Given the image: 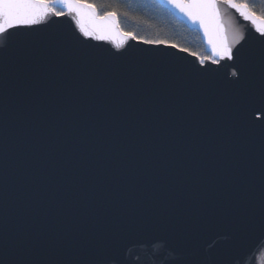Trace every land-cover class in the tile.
Listing matches in <instances>:
<instances>
[{
    "label": "water",
    "instance_id": "95a60500",
    "mask_svg": "<svg viewBox=\"0 0 264 264\" xmlns=\"http://www.w3.org/2000/svg\"><path fill=\"white\" fill-rule=\"evenodd\" d=\"M156 1L211 55L212 22L206 34ZM220 8L229 36H244L234 53L259 46L251 22ZM94 23L108 39L69 15L0 35V232L37 264L86 261L112 244L125 264H186L234 237L238 264H262L264 233L241 239L236 228L264 209V113L252 115L231 68L212 71L233 61L201 65Z\"/></svg>",
    "mask_w": 264,
    "mask_h": 264
},
{
    "label": "snow or ice",
    "instance_id": "6c2138e0",
    "mask_svg": "<svg viewBox=\"0 0 264 264\" xmlns=\"http://www.w3.org/2000/svg\"><path fill=\"white\" fill-rule=\"evenodd\" d=\"M165 3L181 12L193 24H199L203 27L206 34L208 23L212 22L215 25L218 29V38L213 40L210 37L209 39L211 57L200 58V64L204 65L205 61L209 59H211L212 64H220L221 60L233 61L231 65H221L220 69H213L212 71L219 74L224 68H231V76L235 79L231 80L230 83L250 94L252 115L255 116L256 112L264 113V40L259 41V46L250 45L248 41H245V44L234 53V46L244 40V36L238 32L232 33L231 37L229 36L222 20L220 4H226L235 9L244 20L255 26L261 37H264V11L257 13L255 5L250 4L249 0H188V2L185 0H165ZM49 15L56 17L71 16L76 20L80 26V31L85 36H91L96 40H105L109 36L104 33L102 28H97L95 23L93 30H89L85 26V20L100 21L106 26L119 29L115 11L106 12L103 16H99L96 5L87 2V0H0V18L3 19V24H0V35L16 25L41 24ZM122 35L136 39L130 33H122ZM4 38L6 40L11 39V36ZM143 42L146 44L165 43L164 41L151 40H144ZM116 46L122 47V43ZM171 47L175 48L176 45H171ZM180 51L187 50L180 49ZM193 55L196 54L193 53ZM203 71L207 73L209 69L204 68ZM257 82L259 83L258 96L255 94ZM261 127H264V124ZM212 226L211 223H208L203 227L211 228ZM257 229L264 233V209H262L258 222L254 219L245 220L237 226L236 231L242 239ZM238 247L239 239L234 237L230 243L217 248L214 255L210 257H202L198 250L193 249L189 253L186 264H238ZM0 264H37V261L25 256L18 246L11 244L7 237L0 232ZM70 264H125V261L117 245L112 244L98 250L86 261L75 259Z\"/></svg>",
    "mask_w": 264,
    "mask_h": 264
},
{
    "label": "trees",
    "instance_id": "16d2710c",
    "mask_svg": "<svg viewBox=\"0 0 264 264\" xmlns=\"http://www.w3.org/2000/svg\"><path fill=\"white\" fill-rule=\"evenodd\" d=\"M99 15L115 11L121 29L139 40L164 41L200 58L211 57L198 31L172 15L156 0H87ZM257 13L264 11V0H249ZM59 10V7H58Z\"/></svg>",
    "mask_w": 264,
    "mask_h": 264
}]
</instances>
